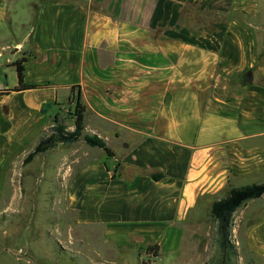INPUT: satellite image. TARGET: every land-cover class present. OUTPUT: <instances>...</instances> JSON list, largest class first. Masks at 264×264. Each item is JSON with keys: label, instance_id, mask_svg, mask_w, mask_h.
I'll return each mask as SVG.
<instances>
[{"label": "crops", "instance_id": "crops-1", "mask_svg": "<svg viewBox=\"0 0 264 264\" xmlns=\"http://www.w3.org/2000/svg\"><path fill=\"white\" fill-rule=\"evenodd\" d=\"M258 18L264 0H0V194L8 158L80 101L84 133L114 155L84 139L53 148L77 221L121 249H176L214 201L264 176ZM21 58L36 86L14 88ZM246 235L264 255V222Z\"/></svg>", "mask_w": 264, "mask_h": 264}, {"label": "rangeland", "instance_id": "rangeland-1", "mask_svg": "<svg viewBox=\"0 0 264 264\" xmlns=\"http://www.w3.org/2000/svg\"><path fill=\"white\" fill-rule=\"evenodd\" d=\"M252 20L259 24L258 45H264V18ZM17 34L16 31L8 40ZM73 113L69 107L57 115L59 119L65 118L68 127ZM51 129L43 136L50 134ZM32 152L28 147L13 153L2 172L0 264H225L217 243L216 223L209 215L183 227L180 244L174 250L165 249L159 257L147 250L154 244L137 249L118 248L99 226L79 223L68 207L69 179L62 173V164L56 168L61 160L59 153L51 148L27 161ZM64 152H68L67 146ZM262 181L264 176L255 175L242 183ZM258 199L244 215L240 209L233 215L231 234L238 264H264V255L251 253L258 248L249 245L246 235L253 225L264 222V199ZM260 250L264 251V244Z\"/></svg>", "mask_w": 264, "mask_h": 264}, {"label": "trees", "instance_id": "trees-1", "mask_svg": "<svg viewBox=\"0 0 264 264\" xmlns=\"http://www.w3.org/2000/svg\"><path fill=\"white\" fill-rule=\"evenodd\" d=\"M22 60L23 58L16 61L19 83L14 88L36 86V84L25 82L24 66ZM84 110V104L80 101L76 102L73 113L75 122V129L73 131L68 130L65 123V118L63 117L59 119L58 115L56 114L55 125L52 126L51 133L41 138L35 150L29 154L26 160L30 161L35 155L54 148L60 143H73L82 139L92 146L103 147L109 155H114L112 150L106 145L105 141L100 136L84 133ZM154 177L159 178L161 175H154ZM263 193L264 182L243 185L240 187H231L228 190L226 197L212 203L210 217L216 223L217 243L222 254L221 261L223 263L238 264L236 260L237 248L233 243L231 234L234 211L245 201L257 198ZM147 250H149V254L158 256L160 245H149Z\"/></svg>", "mask_w": 264, "mask_h": 264}]
</instances>
